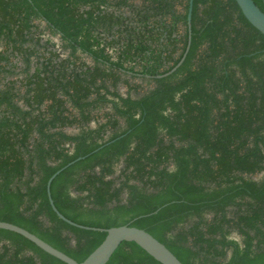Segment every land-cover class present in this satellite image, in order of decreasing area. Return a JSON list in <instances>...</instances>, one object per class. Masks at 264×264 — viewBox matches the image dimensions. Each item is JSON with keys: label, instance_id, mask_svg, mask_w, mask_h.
I'll use <instances>...</instances> for the list:
<instances>
[{"label": "trees", "instance_id": "16d2710c", "mask_svg": "<svg viewBox=\"0 0 264 264\" xmlns=\"http://www.w3.org/2000/svg\"><path fill=\"white\" fill-rule=\"evenodd\" d=\"M188 9L0 0V221L84 260L106 232L46 191L82 156L50 185L72 222L145 229L183 264H264V35L235 0H193L190 27ZM0 264L67 263L0 228ZM106 264L161 263L123 242Z\"/></svg>", "mask_w": 264, "mask_h": 264}, {"label": "water", "instance_id": "95a60500", "mask_svg": "<svg viewBox=\"0 0 264 264\" xmlns=\"http://www.w3.org/2000/svg\"><path fill=\"white\" fill-rule=\"evenodd\" d=\"M238 4L240 10L242 11L244 17L249 21V23L255 27L260 33L264 35V11L259 8V6L254 2V0H235ZM192 2L189 0V9L187 15L188 26L190 27ZM190 31V30H189ZM183 59V58H182ZM182 61V60H181ZM180 61V62H181ZM180 64V63H179ZM178 64V65H179ZM97 150V149H96ZM83 158L82 156L77 157L75 160L69 162L65 166L61 167L55 171L46 182V191L49 203L52 209L55 211L57 216L71 225L91 230H99L106 232L101 243L91 251L87 257L82 261H77L63 251L55 248L48 242L44 241L42 238L36 234L26 230L25 228L18 226L14 223L7 221H0V228L16 232L25 238L29 239L40 247L43 251L48 254L60 259L67 264H106L115 250L123 242H135L143 250H145L149 255H151L155 260L161 264H183L161 241L155 238L145 229L131 226L128 224L111 226L108 228L92 227L81 224H76L71 220L67 219L63 214H61L56 206L54 205L53 199L50 193V185L53 178L64 168L74 163L75 161ZM155 210L153 213L157 212Z\"/></svg>", "mask_w": 264, "mask_h": 264}, {"label": "rangeland", "instance_id": "374dc122", "mask_svg": "<svg viewBox=\"0 0 264 264\" xmlns=\"http://www.w3.org/2000/svg\"><path fill=\"white\" fill-rule=\"evenodd\" d=\"M46 37H47V34L44 33V32H41V42H42V43L45 42ZM52 40H53L54 42H56V45H55L56 48H57L58 46H60V42H59L58 37H53ZM19 64H21V63H19ZM132 80H133V81L142 82L139 78H134V79H132ZM143 87L147 88V86H146L145 84H143ZM119 90H120L121 92H124L125 89H124L122 86H120V87H119ZM67 130H68L69 132H74V131H75L74 128L67 129Z\"/></svg>", "mask_w": 264, "mask_h": 264}, {"label": "flooded vegetation", "instance_id": "af4514ba", "mask_svg": "<svg viewBox=\"0 0 264 264\" xmlns=\"http://www.w3.org/2000/svg\"><path fill=\"white\" fill-rule=\"evenodd\" d=\"M261 174L262 172H260L258 176H253V178L257 179Z\"/></svg>", "mask_w": 264, "mask_h": 264}]
</instances>
